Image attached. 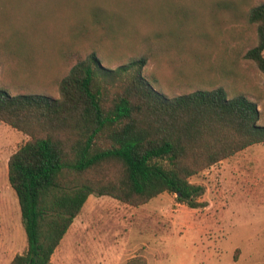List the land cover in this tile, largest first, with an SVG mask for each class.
I'll return each mask as SVG.
<instances>
[{"label":"trees","instance_id":"trees-1","mask_svg":"<svg viewBox=\"0 0 264 264\" xmlns=\"http://www.w3.org/2000/svg\"><path fill=\"white\" fill-rule=\"evenodd\" d=\"M22 3L0 0V68L9 69L0 120L28 135L8 160L27 237L10 264H52L91 194L139 206L168 192L191 208L206 206L199 200L206 187L191 177L264 143L258 103L244 91L213 85L169 96L172 82L146 70L168 50L183 51L187 33L202 36L187 32L190 23L227 10L255 29L245 57L264 73V0H49L53 10L28 25L13 12ZM59 11L69 42L92 44L77 53L54 94L37 62L49 49L62 51L60 28L52 26ZM37 75L41 83L33 82ZM127 264L147 259L136 255Z\"/></svg>","mask_w":264,"mask_h":264},{"label":"rangeland","instance_id":"rangeland-1","mask_svg":"<svg viewBox=\"0 0 264 264\" xmlns=\"http://www.w3.org/2000/svg\"><path fill=\"white\" fill-rule=\"evenodd\" d=\"M50 10L49 0H23L13 12L18 11L21 22L28 25ZM61 14L56 13L52 26L60 28L57 40L62 51L49 49L37 62L39 77L54 94H58V79L69 70L77 53L92 44L91 39L79 45L70 43ZM201 18L199 23L189 24V31L185 27L190 34L202 35L200 38L187 33L181 42L183 51L168 50L159 65L150 62L146 70L172 82L165 86L169 96L213 85L226 86L231 95L242 90L258 103L259 124L264 125V73L245 57L256 44L255 29L227 10ZM98 44L109 49L105 42ZM7 69L0 68V85L8 80ZM27 77L21 73L17 78L26 81ZM37 78L34 83L40 82ZM9 89L12 94L19 92L14 86ZM27 139L28 135L0 120V194L9 185L10 199L15 195L17 205V194L8 181V160ZM191 181L206 187L199 198L206 206L191 208L168 192L139 206L91 194L57 247L56 263L127 264L142 255L147 264H264V143L237 152ZM18 238L16 252L23 253L26 248Z\"/></svg>","mask_w":264,"mask_h":264},{"label":"crops","instance_id":"crops-1","mask_svg":"<svg viewBox=\"0 0 264 264\" xmlns=\"http://www.w3.org/2000/svg\"><path fill=\"white\" fill-rule=\"evenodd\" d=\"M9 188V185L4 188L5 195L1 196L0 194V262H4V264H10L14 256L18 254L16 252L19 247L18 237H21L23 248H27V237L25 236L20 205H17L15 195L11 201ZM11 202L14 206L13 212L11 211ZM55 252L52 256V264H58L55 261Z\"/></svg>","mask_w":264,"mask_h":264},{"label":"water","instance_id":"water-1","mask_svg":"<svg viewBox=\"0 0 264 264\" xmlns=\"http://www.w3.org/2000/svg\"><path fill=\"white\" fill-rule=\"evenodd\" d=\"M179 195V194H178Z\"/></svg>","mask_w":264,"mask_h":264}]
</instances>
